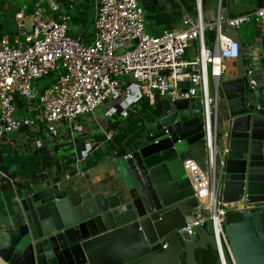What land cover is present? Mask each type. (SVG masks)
Returning <instances> with one entry per match:
<instances>
[{
  "label": "water",
  "instance_id": "95a60500",
  "mask_svg": "<svg viewBox=\"0 0 264 264\" xmlns=\"http://www.w3.org/2000/svg\"><path fill=\"white\" fill-rule=\"evenodd\" d=\"M219 85L226 106L217 124L219 150H226L221 199L243 206L232 212L240 220L221 223L234 264H264V90L250 88L245 73ZM167 111L152 113L137 143L112 155L111 191H80L62 179L16 190L12 212L0 220V264H181L182 257L197 264L195 251L207 246L217 264H232L214 221L177 231L198 207L183 162L205 169L200 94Z\"/></svg>",
  "mask_w": 264,
  "mask_h": 264
},
{
  "label": "built area",
  "instance_id": "2783aa9c",
  "mask_svg": "<svg viewBox=\"0 0 264 264\" xmlns=\"http://www.w3.org/2000/svg\"><path fill=\"white\" fill-rule=\"evenodd\" d=\"M220 1L214 20L205 21L202 1L194 0V12L181 16L182 28L152 36L145 32V14L138 0H93L92 36L88 41L85 29L74 26L61 0H32L29 8L22 6L12 17V34L0 38V141L9 143L14 134L24 139L33 135V151L57 146L74 132L79 117L126 94L124 77L137 85L151 106L157 97L172 104L199 93L205 169L194 160L183 162L198 207L191 212L192 219L177 231L187 233L214 221L224 252L234 264L221 220L243 206L221 199L226 150H219V84L230 71V64L242 55L240 42L226 31L254 24L257 33L263 35L264 5L230 18L221 13ZM61 8V13H51ZM2 9L4 15L7 6ZM72 31L74 36L69 34ZM207 33L213 35L212 47L206 43ZM256 45L253 41L251 49L257 51ZM191 47H196L197 56L187 61L185 51ZM256 68L250 64L244 72L250 88L257 86ZM49 74H54V81L39 87V81ZM181 81L190 83L186 90L178 88ZM19 101L24 106L20 107ZM111 137V131L105 132V140ZM66 141L73 140L67 136ZM98 147L87 141L84 149L72 153L77 174H83L80 167ZM6 178L10 177L2 176ZM248 209L256 207L250 205Z\"/></svg>",
  "mask_w": 264,
  "mask_h": 264
},
{
  "label": "crops",
  "instance_id": "0c3cea01",
  "mask_svg": "<svg viewBox=\"0 0 264 264\" xmlns=\"http://www.w3.org/2000/svg\"><path fill=\"white\" fill-rule=\"evenodd\" d=\"M23 1L26 5L32 2V0ZM138 1L143 11H147L144 12L145 19L152 18L154 23L161 25L160 29H156L152 36H159L164 31L182 28L181 16L183 13L194 12V0ZM201 1L205 21L214 20L219 0H206V3L204 0ZM78 3L84 2L79 0ZM220 3L221 13L225 17L232 18L250 13L263 6L264 0H221ZM91 6L90 16H92L91 13L93 14V2ZM66 11L71 15L76 12V7L70 4ZM246 31L248 32L247 38L241 37L239 34L232 35L229 29L226 31V34L240 42L242 55L237 61L230 64L231 69L223 78H233L236 74H242L250 64H254L257 66L255 71L257 86L264 90V34L257 33L252 36L250 30L246 29ZM253 41L257 44V48H255L258 49L257 51L251 49ZM206 43L209 47L213 46L212 34L207 33ZM190 53H194L191 59L193 60L197 56L196 47L186 49L185 55ZM123 81L126 94L122 98L111 99L102 108L77 119L76 129L71 135H67L70 141L73 140L72 143L66 141V136L58 142L57 146L48 145L43 150H27L26 152L29 154H14L12 149L26 148L20 142V140H24L23 135L14 134L9 143L0 141V171L6 172L5 175L13 176L9 180L7 178L4 181L0 180L2 184L8 183L11 186L5 190L0 185V220L12 212V204L16 199L15 191L18 190L13 185L14 182H22L28 186L38 183L34 179L38 169H41L40 174L47 176L45 179L50 181H55V178L66 180L71 187L80 191L90 188L106 193L115 187V174L111 166L112 155L137 143L145 122L154 113L152 109L154 105L151 106L141 96L137 85L130 78L124 77ZM159 99L165 100L162 97ZM108 131H111L112 137L110 140H105L104 134ZM87 141L97 143L99 147L91 151L90 156L80 167L83 174H77L72 166L71 156L75 150L84 149ZM30 152H34L35 155H30ZM49 165L51 166L49 167ZM28 186L21 190L25 191Z\"/></svg>",
  "mask_w": 264,
  "mask_h": 264
},
{
  "label": "trees",
  "instance_id": "16d2710c",
  "mask_svg": "<svg viewBox=\"0 0 264 264\" xmlns=\"http://www.w3.org/2000/svg\"><path fill=\"white\" fill-rule=\"evenodd\" d=\"M61 1L64 3L65 8L70 7V4L74 5V2H75V0H61ZM90 1L93 2V0H86L84 3H76V5H74L76 7V12L70 15L74 26L78 28L82 27L85 29V32H86L85 39L87 41L92 36L91 30H92V24H93V18L92 16H90V12L92 10V6L89 5ZM7 2L9 1L0 0V38L6 34H12V25H13L12 17L14 15V12L18 10V9H14V7H12L11 9L7 7L6 13H4L3 15L2 6L7 5ZM18 6L19 8H21L22 6H24V4L22 2H19ZM29 6L30 4L26 5L27 8H29ZM69 34L71 36H74L73 31ZM46 79L48 80L46 84L54 81V74H49L46 77ZM19 106L20 107L24 106V102L19 101ZM167 107H168V102L166 100H161L159 99V97H157L152 109L154 113H161L163 110L167 109ZM50 166L51 165H49V167ZM56 169L60 170L58 168ZM40 173H41V169H38L36 175L34 176L35 181H40V180L45 179V177H47L45 174L43 175ZM9 177H13V176H9ZM0 180L4 181L3 179H0ZM54 180L57 181L58 179L55 178ZM0 185H2L1 188L5 190L11 187L10 184L8 183L2 184V182H0ZM13 185L18 189H23L26 186H28V184H23L22 182L21 183L14 182ZM240 219H241V216L238 213H227L226 214V222L228 223L235 222ZM262 222L264 225V214L262 215ZM195 258H196L197 264H217L218 255H217V252L212 247L207 246L206 249H202V248L197 249L195 251ZM181 264H184V257L181 258Z\"/></svg>",
  "mask_w": 264,
  "mask_h": 264
},
{
  "label": "rangeland",
  "instance_id": "374dc122",
  "mask_svg": "<svg viewBox=\"0 0 264 264\" xmlns=\"http://www.w3.org/2000/svg\"><path fill=\"white\" fill-rule=\"evenodd\" d=\"M8 1L9 2H7V7L9 9H11L12 7H14V9H19V6H18L19 2H22L24 4V7L26 6V4H25V2L23 0H8ZM46 1L47 0H45V3H46ZM56 1L58 2V0H56ZM81 1L85 2L86 0H81ZM204 1H205V3L207 2L206 0H204ZM78 2H79V0L78 1H75L74 2V5H76V3H78ZM91 4H92V1H90L89 5L91 6ZM139 4H140V2H139ZM140 6H141V4H140ZM62 11H64L63 8H61V11L60 10H57V11H52L51 13L53 15H57V14L61 13ZM144 12H147V11L145 10ZM91 15L93 16L92 13H91ZM26 25L29 28L30 23H29V20L28 19H26ZM160 27H161V25H158V24L154 23V20L152 18L147 17L145 19V32L147 34L154 35V31L156 29H160ZM246 29L251 31L252 36H254L255 34H257V28H256V26L254 24L242 26L239 29H230V34H232V35L239 34L241 37L247 38L248 32L246 31ZM251 43H253V42H251ZM193 55H194V53H190V54L185 55L184 58H185V60L189 61V60H191L193 58ZM255 79H256V77H255ZM47 81H48L47 79H43V80L39 81V83H38L39 87H42L44 84L47 83ZM210 87L212 89V83H210ZM102 107L103 106H100L98 109H100ZM218 107H219V112L223 113V111H224V109H225L226 106H225V100H224L222 94L219 97ZM43 134H45V132H43ZM34 137L35 136H33V135L31 137L30 136H27V137H25L24 140H20L21 144H24L26 146V148H24V147H21V149L15 148V149H12L11 151L14 154L15 153L16 154H29L26 151L27 150H30V151L32 150L33 151L34 145H33L32 139H34ZM22 149H24V150H22ZM30 155H33L34 156L35 153L34 152H30Z\"/></svg>",
  "mask_w": 264,
  "mask_h": 264
}]
</instances>
